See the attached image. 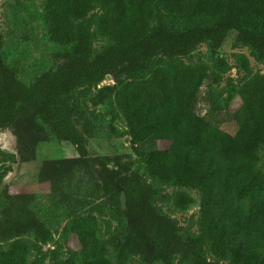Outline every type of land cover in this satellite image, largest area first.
<instances>
[{
    "label": "trees",
    "instance_id": "obj_1",
    "mask_svg": "<svg viewBox=\"0 0 264 264\" xmlns=\"http://www.w3.org/2000/svg\"><path fill=\"white\" fill-rule=\"evenodd\" d=\"M42 3L47 40L58 47L60 65L29 84L19 80L15 68L0 66V128L14 133L17 116L34 112L56 141L89 159L103 198L121 204L131 228L119 240L104 238L89 213L63 231L65 239L75 237L78 250H49L51 231L26 200L2 188L6 163L14 157L0 151V264H129L134 258L160 264L177 259L264 264V75L241 85L237 103L232 96L221 105L214 95L220 75L206 62L152 68L156 54L188 57L204 43L215 66L226 71L219 51L228 37L264 64V0ZM95 7L102 10L96 34L109 42L100 50L93 48L87 17ZM241 67L248 71L245 58ZM107 77L118 84L115 101L131 148L123 157L89 153L92 126L73 101L79 88ZM201 98L207 108L202 115ZM135 165L158 186L145 184ZM166 187L173 189L169 200L176 211L198 206L196 235L181 234L155 207ZM21 233L32 236L35 249L18 238Z\"/></svg>",
    "mask_w": 264,
    "mask_h": 264
},
{
    "label": "rangeland",
    "instance_id": "obj_2",
    "mask_svg": "<svg viewBox=\"0 0 264 264\" xmlns=\"http://www.w3.org/2000/svg\"><path fill=\"white\" fill-rule=\"evenodd\" d=\"M42 9V0H0V66L15 68L17 77L24 84L31 83L42 72L53 71L60 65L56 57L58 47L47 40ZM101 15L102 10L95 7L87 16L91 20L94 50L109 44L96 34ZM154 25L155 22H151V27ZM219 56L229 66L226 71L215 66L204 43L198 45L188 57L171 59L161 53L156 54L152 68L164 67L174 61H182L187 65L206 62L220 75L219 83L214 87L217 103L223 105L232 96L236 99L233 103H237V92L241 85L254 75H264V64L258 62L248 48L236 46L232 37L226 39ZM242 58L247 61V72L241 67ZM117 86L110 77L98 85L81 87L75 93L74 104L92 126V138L88 146L91 155L123 157L131 153L129 142H125V122L115 101ZM203 91L205 86L201 88ZM206 109L201 98L197 111L202 115ZM14 124L15 134L8 128H0V151L14 157V162L6 163L10 167L2 188L26 200L35 215L51 231L53 240L45 247L49 250L58 249L61 253L78 250L75 237L65 239L63 231L72 221L89 213L97 218L104 238L119 240L131 228L121 204H112L103 198L104 189L88 158L81 159L73 147L56 141L48 126L34 112L19 114ZM157 146L163 148L166 144L158 143ZM260 157L264 169V148L260 150ZM132 169L138 172L145 184L158 186L145 176L142 167L135 165ZM172 191V188H164L154 201L155 207L175 223L181 234L196 235L198 206L186 213L176 211L169 200ZM191 194L198 200L195 192ZM18 238L31 249L36 248L31 235L21 233ZM6 245L4 243L2 247ZM129 264L160 263H143L139 258H134ZM174 264L182 263L177 259Z\"/></svg>",
    "mask_w": 264,
    "mask_h": 264
},
{
    "label": "water",
    "instance_id": "obj_3",
    "mask_svg": "<svg viewBox=\"0 0 264 264\" xmlns=\"http://www.w3.org/2000/svg\"><path fill=\"white\" fill-rule=\"evenodd\" d=\"M109 78H110V77H107V79H109ZM126 141H128V139H127V138H125V142H126Z\"/></svg>",
    "mask_w": 264,
    "mask_h": 264
}]
</instances>
